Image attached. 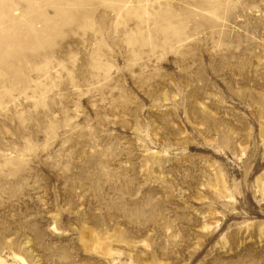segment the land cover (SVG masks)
<instances>
[{"label": "rangeland", "instance_id": "1", "mask_svg": "<svg viewBox=\"0 0 264 264\" xmlns=\"http://www.w3.org/2000/svg\"><path fill=\"white\" fill-rule=\"evenodd\" d=\"M0 264H264V0H0Z\"/></svg>", "mask_w": 264, "mask_h": 264}, {"label": "bare ground", "instance_id": "2", "mask_svg": "<svg viewBox=\"0 0 264 264\" xmlns=\"http://www.w3.org/2000/svg\"><path fill=\"white\" fill-rule=\"evenodd\" d=\"M13 37V36H12ZM15 45V44H14ZM6 55V54H5Z\"/></svg>", "mask_w": 264, "mask_h": 264}]
</instances>
